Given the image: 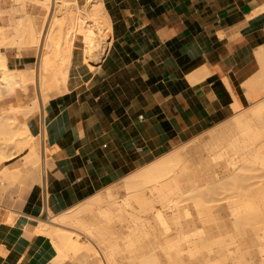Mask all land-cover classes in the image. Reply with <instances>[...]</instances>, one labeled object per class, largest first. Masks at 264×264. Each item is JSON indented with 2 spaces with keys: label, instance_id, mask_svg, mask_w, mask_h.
Wrapping results in <instances>:
<instances>
[{
  "label": "crops",
  "instance_id": "crops-1",
  "mask_svg": "<svg viewBox=\"0 0 264 264\" xmlns=\"http://www.w3.org/2000/svg\"><path fill=\"white\" fill-rule=\"evenodd\" d=\"M102 2L112 29L103 63L45 110L54 167L41 183L24 171L23 194L0 186V264H56L53 242L36 233L49 211L80 204L264 90V0Z\"/></svg>",
  "mask_w": 264,
  "mask_h": 264
},
{
  "label": "bare ground",
  "instance_id": "bare-ground-1",
  "mask_svg": "<svg viewBox=\"0 0 264 264\" xmlns=\"http://www.w3.org/2000/svg\"><path fill=\"white\" fill-rule=\"evenodd\" d=\"M70 1L68 7L59 5V0L54 3L56 13L67 14L59 44L52 33L45 35L38 28L40 23L36 25L29 17L24 22L19 19L20 27H15L18 41L6 42L0 37V44L6 42L10 48L25 50L42 43L38 82L43 101L80 83L81 77L73 70V63L79 61L74 53L76 42L82 45V66L92 74L109 49L96 50L104 39L102 31L106 26L111 28L102 0ZM41 2L49 12L51 0ZM31 72L10 69L7 56L2 54L0 99H9L18 88L27 93L34 82ZM28 111L24 113L29 115ZM7 116L1 118L0 128L8 121L14 124ZM11 130L10 136L21 137V150L29 149L24 164L28 172L36 174L41 160L29 124L23 122L17 131ZM195 151L170 152L128 175L122 183L126 191L123 198L109 187L76 208L55 215L49 211L36 233L51 238L57 251L56 264L70 259L101 262L94 247L80 241L81 233L102 247L108 264H126L119 259L125 252L130 254V264H264V102L235 117ZM194 154H198L196 161ZM10 156L4 153L2 159ZM10 169L1 173L0 183L16 182L17 172ZM132 198L139 202L138 210ZM64 224L80 234L62 229Z\"/></svg>",
  "mask_w": 264,
  "mask_h": 264
},
{
  "label": "rangeland",
  "instance_id": "rangeland-1",
  "mask_svg": "<svg viewBox=\"0 0 264 264\" xmlns=\"http://www.w3.org/2000/svg\"><path fill=\"white\" fill-rule=\"evenodd\" d=\"M39 1H40V3H39ZM55 1H57V0H55ZM55 1L51 0V2H50L51 3V9L48 12V11H46L45 7L42 6L43 3L41 2V0H33V1L32 0H24V1H22V0H18V1L17 0H0V29H2V30H0V32L2 31V33H3L5 31V33H4L5 35L1 36L2 35L1 34L0 37L4 38L3 41H6V42H9L12 40H14L15 42L18 41L17 38H19V36L17 35V32H18L17 28L20 27L19 19L20 20L22 19L24 22L29 17V18H32L33 20L35 19L34 22L35 21L37 22V23L35 22L36 25H39V23H40L38 28L39 29L41 28L40 31H42L45 35H47L49 32L52 33L54 38L56 39L55 43H57L61 34H63V32H64L63 31L64 28L67 27V18H66L67 14L55 12L56 11L55 9L57 7V3L54 4ZM59 1H62V3L59 5H61V6L64 5V7H68V5H71V3H72L70 0H68V1L67 0H59ZM66 4H68V5H66ZM23 16L25 18H23ZM15 20H17L18 22H16ZM52 22H53V24H52ZM15 27H17V28H15ZM102 35L104 36V39L101 40L96 45V50H98V51L110 48L112 45V42L110 41L111 35H112V29L109 26H106L105 30L102 31ZM16 36H17V38H16ZM6 42L3 43L4 45L0 44L1 45L0 46V58H1L2 54L6 55L8 58V66L10 68H16V69H20V70L34 69L32 71V72H34V74L31 72L34 77L31 75V73L29 74L32 81L34 79V82H33V85L29 87V91H27V93L23 92L21 90V88H18V90L15 91L16 94L13 95L12 97H10L9 99H5V100L0 99V121H1V118L3 120L6 117V115H9L11 117V119H14L13 120V122L15 121L14 124L15 123L17 124V125H14L12 123L13 125H11V123L8 121L7 123L2 125L3 126L2 128H0V149H1L0 151H2V152H0V160H3L2 157H3L4 153L11 155L9 158L4 159L3 160L4 163L2 162V164L0 165V174L5 169H8V167L11 168L10 169L11 171L17 172L16 178H15L16 182L14 181L15 183H13V182H12V184L6 183L5 185H3V182H2V183H0V186H2V187L5 186L3 188L6 191H10L12 189H18V191L22 192V194H23L27 191L25 189L26 188L28 189V186H25L23 181L27 180V179H31V176H29L26 173V172H28V170L24 164V158L27 155V152L29 151V149L28 150L27 149L21 150V148H22V145L20 143L21 137L20 136L18 137V135H16L17 137L14 138V137L10 136L9 131H12L11 129H13V131H14V129L17 131V129H19L20 126L22 125V122H27L29 124V127L31 128V131H32L31 133L33 135L32 143H34V145L38 148L39 154H40V160L41 161L39 163L41 166L39 165L40 167L38 168V171L36 174H38L39 179H40L39 183H41L43 177L45 175H47L50 172V170L54 167L53 164L51 163L52 151L49 150L47 147H45V143H47V141H48L47 136L45 134L46 116H47L45 114V110L48 107V105L51 103L52 100H54L56 98H60L62 96H65L69 92L75 91L76 89H78V87L80 85L87 82L90 77L88 76V73L85 71L86 67L84 68L82 66L81 61H80V58L82 57V48H81L82 45H81V42L78 41V42H76L77 45H76L74 53H75V57L79 61L77 60L78 62L73 63L75 65L74 66L75 68L73 70L75 72H77L79 77H81L80 83L75 87V89H73L71 91H66V92H63L61 94H56V93L53 94L52 93L53 96H51L52 95L51 94L50 97L47 98L46 101H43L44 96H43V93L41 91V87H40L39 82H38V75H39V64L38 63L40 61V57H41L42 52H43L42 43L36 47H33L34 44H32L29 46V48H25V50H24V49H20L18 47H14V48L11 47L10 48V46H7L5 44ZM58 44H59V42H58ZM106 54H105V56H106ZM101 61H100V64L98 65V67L101 66V64L104 61V58ZM82 75H83L84 79L82 78ZM258 95L260 98L257 100H256V97L255 98L251 97V100L253 102L249 106L244 107V108H235L236 113L233 116H231L230 118L226 119L221 124L214 125V126L210 127L207 131L196 135L195 137L191 138L190 140L178 143L174 148H172L168 152L162 154L161 156L166 155L170 152L182 151V150H189L192 152H196L195 150L199 149L200 146H203V145L209 143L213 133L215 134L218 130H220L225 125H227L229 122H231L235 117L239 116L240 114L242 115L246 112L251 111L255 105L259 104L260 102H264V90H262V92ZM42 97H43V99H42ZM34 104H36V106L38 105L37 106L38 108ZM32 106H34L35 109ZM29 109H32V110H30V113L28 111ZM26 111H28L29 115L26 114L27 113ZM24 112H26V113H24ZM9 116H7V117H9ZM0 126H1V123H0ZM6 128L7 129L11 128V129L10 130L8 129L7 132H5ZM2 131L5 132V134H3ZM7 135H9L10 137ZM197 155H195L194 159L196 157L198 159ZM161 156L157 157L156 159H153L150 162L157 160ZM197 159H195V161ZM221 159L222 158H218V160H221ZM44 161H45V163H44ZM149 163H147V164H149ZM191 163L193 164L194 162H191ZM147 164H145L141 167H138L132 173H135L136 171L140 170L141 168H143ZM43 168L45 169L46 172L43 170ZM24 171H26V172H24ZM124 179H122L118 182H115L114 184H111V185L107 186L106 188H104L100 191H97L92 196L87 197L84 201L93 197L94 195H97L99 193L100 194L104 193V191H106V189L109 187L111 189H115V191L117 192V194H116L117 197H119V198L125 197L126 191L124 190L123 184H122ZM131 202L133 203V206L135 209L138 210L140 208V204H139V202L136 201L135 198H132ZM157 206H160V205L157 204ZM76 207H77V205L72 207V208H76ZM72 208H69V209H72ZM51 214L55 215L53 213H51ZM48 217L47 218L45 217L43 220H47ZM39 223H40V221L38 222V224ZM60 227H62V226H60ZM54 229H57V228H54ZM62 229L67 230L69 233L74 232V233L80 234L73 226L68 225V224H64ZM62 231H64V230H62ZM48 238L51 241V238L50 237H48ZM79 239L82 243L87 242L89 245L94 247V249L98 253L99 258L101 259V262L96 263V262H94V260H89L88 262L87 261L82 262V261L71 260V259L67 260L66 262H72L74 264H82V263L85 264V262H87L86 264H88L89 262L91 263V261H93L91 264H94V263L95 264H102V263L108 264L107 262H105V257H104L102 247L95 240L90 239L88 236H86L82 233L80 234ZM55 249L56 248H54V250ZM55 252L57 254L56 250H55ZM119 259L122 262H125L126 264H130L132 261L130 254L127 252L121 254L119 256Z\"/></svg>",
  "mask_w": 264,
  "mask_h": 264
}]
</instances>
